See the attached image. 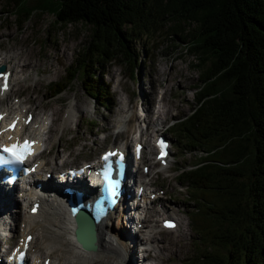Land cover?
<instances>
[{
	"label": "trees",
	"instance_id": "obj_1",
	"mask_svg": "<svg viewBox=\"0 0 264 264\" xmlns=\"http://www.w3.org/2000/svg\"><path fill=\"white\" fill-rule=\"evenodd\" d=\"M13 22L49 12L50 25H83L89 37L54 94L78 78L104 108L109 91L100 61L130 51L126 42L162 28L166 46L186 45L198 67L191 113L172 127L177 146L205 161L178 180L199 204L192 228L207 240L198 264H264V0H0ZM122 48V51H120ZM99 67V68H97ZM200 200L208 201L205 205ZM195 214V213H194Z\"/></svg>",
	"mask_w": 264,
	"mask_h": 264
},
{
	"label": "rangeland",
	"instance_id": "obj_2",
	"mask_svg": "<svg viewBox=\"0 0 264 264\" xmlns=\"http://www.w3.org/2000/svg\"><path fill=\"white\" fill-rule=\"evenodd\" d=\"M9 9V7H1L0 5V32H2L0 35V51L11 49L18 53L21 57L20 60L23 57V62L28 60L29 65L26 69L27 72H24L28 74V77L12 85L7 99L14 102L16 101L14 97L24 98L27 95L34 96L37 93L40 98L44 91L49 92V95L43 100L48 99L50 101L41 100L42 103H45V107H41V111L48 112L51 110L55 112V118L59 117L56 128L51 134V143H54V147L47 157L50 161L48 165L53 164L56 166L54 171L62 166L78 165L82 161L96 159L98 150L105 146L117 145L124 140L123 134L125 133L116 135L113 127L106 130L104 139L100 138L102 135L97 134L103 131L101 127L105 122L109 123L115 104H118L121 99L127 98L131 90L136 95L138 90L140 92L141 90L144 91L146 93L145 97L148 99L140 96L141 102L148 100L150 105L153 99L158 97L156 91L163 88L162 100L169 106L170 114L166 116L162 123L152 127L149 141L153 139L157 132L165 130V127H168L172 122L173 117L176 116L177 118L193 109V88L198 80V67L193 64V57L185 52V44L178 43L176 46H166L177 37L168 38L169 36L166 35L164 28L159 31L160 34L158 32L150 33L159 35L160 42L151 44V35H136L135 38H128L126 44L130 51H126L124 58L116 56L115 59L109 62L100 61V68H97L105 70L104 78L109 82L113 94L109 107L103 108L99 104L93 103L77 79L72 80L69 86L60 94L52 96L54 83L63 81V77L73 67L77 51L89 39L84 26L66 24V28H57L50 25L52 15L49 12L33 15L24 22L20 20L21 25H19L13 22L14 18ZM177 41L176 39V43ZM120 51H122V48H120ZM30 64H34L35 68L30 67ZM15 69L18 70V67ZM14 70L11 73H14ZM158 70H161L162 73L159 74ZM24 73L18 72L17 77L24 76ZM166 77L168 78L166 79ZM34 82H37L35 86ZM157 84L160 85L161 89L157 90ZM131 96L130 94V98ZM63 104H75V107L78 105L77 112H74L72 121L68 122L66 131H62L63 118L66 113V109L61 113L65 108ZM153 106H156V102ZM126 113H129V110ZM107 114L108 119L103 121L104 115ZM147 116L153 117V113L148 111ZM77 119V127L72 129V123H75ZM139 124L140 126L143 125L141 122ZM167 134L172 140L170 164L163 169L162 173H158L157 176L153 175L149 179L157 186L159 192L162 190L165 193L162 198L165 202L164 212L159 211V214H157L158 204L156 202L149 205L151 210L147 219L148 226L156 231L155 237L158 238V244L164 245V248L160 250V256L156 257L155 262L156 264H198V257L204 250L208 249L209 242L194 232L192 228L188 214L197 205L188 198L187 192L190 189L186 190L178 186L176 181L178 171L175 168L178 165L190 166L196 161L201 152L178 147L174 136L168 131ZM142 136L146 138L145 131ZM55 150L60 151V156H67L65 160H62L63 157L54 156ZM62 163L64 165H61ZM142 163L147 165L146 160H143ZM41 175L44 176V171L41 172ZM137 180L147 181L148 178L137 177ZM165 216L182 218L183 230L180 232L177 230H160L158 221ZM198 216H200L198 220L201 222L212 218L211 215L206 217L198 214ZM3 219L2 217L1 221ZM21 219L22 213L14 223L17 225ZM115 229L117 228L115 227ZM4 232L9 235L14 233V236H0V253L3 248L7 249L18 238L17 231L15 233V231L8 229ZM34 234L38 235V232L34 231ZM137 243L138 241L134 246L135 252L133 254L135 264H139V247ZM38 246L39 238L36 239L34 252H39ZM40 251L45 253L43 248ZM110 257V261L100 260L96 264H102L103 262L124 264L113 256ZM133 257H131V261H133ZM126 260L127 256L124 257V262L125 264H131V261L126 262Z\"/></svg>",
	"mask_w": 264,
	"mask_h": 264
},
{
	"label": "bare ground",
	"instance_id": "obj_3",
	"mask_svg": "<svg viewBox=\"0 0 264 264\" xmlns=\"http://www.w3.org/2000/svg\"><path fill=\"white\" fill-rule=\"evenodd\" d=\"M2 32H0V35ZM6 53H8L6 55ZM21 57H19L18 53H15L11 49H5V54L0 57V64L9 62L7 67H4V70H11L16 67H18V70H14V80L17 81V74L18 72H23L26 69H28L29 62L28 60L26 62H23L24 59L22 57V60H20ZM15 60V61H14ZM21 62V64H20ZM30 67H34V64H30ZM158 73H162L161 70H158ZM26 77H23L21 80L25 79ZM168 77H166L167 79ZM18 82V81H17ZM39 82V81H37ZM37 82H34V86ZM140 92V91H139ZM37 93V92H36ZM141 94H145L144 91L141 90ZM4 96H7V93L5 92L2 94ZM49 95V92L44 91L39 98V94L37 93L34 96L29 95L27 97V100L31 102V110L38 109V112H36L35 117L30 122L29 126L26 128V132L31 135L32 138H36L39 140L42 139L45 147L48 145L50 148L53 147V144H51V134L56 128V122L59 119L55 118V112L49 110L48 113L41 111V107H45V103H42L41 100L43 98L47 97ZM146 95V94H145ZM2 98H0V103L2 102ZM43 101H50L48 99ZM24 102L23 99H20L18 103L22 104ZM121 102V101H120ZM127 102H130L127 100ZM125 103L126 101H122L120 105H115L114 114L112 117V123L114 125H119L122 123V113H124L127 109H125ZM158 105L156 106L155 111H151L153 113V117H148L146 120V138H145V149L147 153L151 151V146L149 145V136L152 131V125L154 123H162L166 116L170 114L169 106L167 103L162 100V97L157 102ZM147 105V104H146ZM7 106V103H6ZM20 106V105H19ZM17 106V107H19ZM72 108V106H70ZM146 107V106H145ZM30 108L27 109L21 116L23 119L26 117V113L28 110L30 111ZM148 109V107H147ZM0 111H7L6 108H1L0 105ZM16 113L21 112V108L19 110L14 111ZM135 113H132L127 117L126 120H130L131 118L135 117ZM70 114H67L63 120V128L62 131L67 130V120L70 119ZM146 117V115H145ZM49 118L50 122L47 123L45 120ZM67 118V120H66ZM108 119V114L104 115L103 121H106ZM48 124V125H47ZM109 127V123H104L101 127V129H107ZM125 137L128 138L129 133L131 132V127L126 126L124 129ZM94 133V132H92ZM141 134V133H140ZM126 140L121 146L126 145ZM40 147V143L37 145V148ZM55 156L60 155V151L55 150ZM40 160V159H39ZM48 161L40 162L38 163L39 167L37 171L34 174L30 175V178L35 179L36 182H38L39 187H34L29 190H26L23 194V199L21 200L23 203H26V211L22 213V220L24 224L22 227H20V232L22 233V238L24 237L25 233H31L32 230L38 229L37 232H39L40 241L39 245L41 248L45 250V255L41 258L48 257L50 259V264H96L97 261L103 260V261H110L111 257L113 256L115 259H119L123 262V259L125 256H127V261H131V257H133L134 254V245L137 241H139V244L141 243V239L145 238L147 240L149 238V235L145 236L146 233H150L151 236H154V232L151 229H148L146 232L142 233V237L138 239L137 237H134L130 233H122L120 234L117 230H115L114 227L117 226L118 220L116 221V225L113 226L110 223V219L112 217V214L115 212H118V207H114L110 213L102 219L98 224L95 225V234H96V245L97 248L94 251H86L83 250L79 244L76 242L74 235H73V220L68 216V214L65 212V205L67 201H73L75 199L74 195L68 196L67 194L60 193L59 198L53 197L51 193H48V190L50 188H56L57 182L54 179L51 178V180L46 179L45 177L40 175V171L44 170V172L51 171L52 169H55L54 166H51V169H43V166L46 165ZM85 162L81 163L84 164ZM56 173V172H55ZM134 177H141L138 173H135ZM141 184L139 182L137 185ZM70 188L73 190H78L82 192V196L88 198L90 194H92L95 191L94 187H89L86 183H84L83 179H78L74 183L70 185ZM14 200L18 201L16 198V194L12 195V190L8 192H1L0 189V209L9 211V207L12 205ZM33 200H37L39 203L38 211L35 214H29L28 209L30 208V204ZM151 202V201H150ZM164 203V202H161ZM142 212L144 214L149 213V207L147 204L141 208ZM161 212H164V208L161 209ZM5 220L7 217V214L4 215ZM14 221L20 216L19 212H11L9 215ZM3 217V216H2ZM4 221V220H3ZM180 222H182L180 220ZM4 222H1L3 224ZM180 227V225H179ZM163 229V228H162ZM176 230V227L174 228ZM178 229V228H177ZM4 230V228H0V231ZM16 228H13V231H15ZM140 234V233H139ZM117 235V237H115ZM14 236V233L11 235V237ZM148 242L151 244L150 249H154L155 245L152 243L151 240H148ZM156 245H158L157 241ZM32 247V242L29 243V248ZM160 247H163L161 244ZM130 248V249H129ZM149 249V250H150ZM148 250V249H146ZM143 251V250H141ZM145 251V250H144ZM132 252V253H131ZM155 253V252H154ZM40 254H32L31 257L33 260L40 257ZM42 261H40L39 264H41ZM102 264H108V262H103ZM131 264H135V258L133 257V261H131Z\"/></svg>",
	"mask_w": 264,
	"mask_h": 264
},
{
	"label": "snow or ice",
	"instance_id": "obj_4",
	"mask_svg": "<svg viewBox=\"0 0 264 264\" xmlns=\"http://www.w3.org/2000/svg\"><path fill=\"white\" fill-rule=\"evenodd\" d=\"M0 79L4 80V84L2 88H0V91H6L7 86H8L7 85V75L0 73ZM14 128H15V121L13 122L12 125L9 126L8 130H14ZM33 143H34L33 141L24 140L22 144L18 142L10 146L0 145V153L7 154L6 156L0 155V163L22 164L24 160L26 159V157L32 154V144ZM159 146L161 147V157H163L164 155H166V151H165L166 146L163 144V142H161ZM113 155H116V153H111V152L107 153L103 157V160L107 163L109 161V158ZM109 194L111 196L116 195V184L115 183H111ZM33 211H35V209H33ZM165 226L174 227L175 225L170 222H166ZM29 239H31V237H29Z\"/></svg>",
	"mask_w": 264,
	"mask_h": 264
},
{
	"label": "water",
	"instance_id": "obj_5",
	"mask_svg": "<svg viewBox=\"0 0 264 264\" xmlns=\"http://www.w3.org/2000/svg\"><path fill=\"white\" fill-rule=\"evenodd\" d=\"M76 228L74 234L76 240L81 244L84 249H95V230L93 224L88 217L81 211L78 216L75 218Z\"/></svg>",
	"mask_w": 264,
	"mask_h": 264
}]
</instances>
